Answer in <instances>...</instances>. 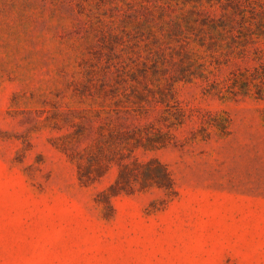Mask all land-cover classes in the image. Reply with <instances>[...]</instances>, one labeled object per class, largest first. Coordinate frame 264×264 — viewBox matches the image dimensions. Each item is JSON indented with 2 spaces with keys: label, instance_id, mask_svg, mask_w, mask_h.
Returning a JSON list of instances; mask_svg holds the SVG:
<instances>
[{
  "label": "rangeland",
  "instance_id": "rangeland-1",
  "mask_svg": "<svg viewBox=\"0 0 264 264\" xmlns=\"http://www.w3.org/2000/svg\"><path fill=\"white\" fill-rule=\"evenodd\" d=\"M193 6L264 17V0H0V264H264V100L169 92L168 30ZM138 95L146 113L121 122L171 126L170 146L138 157L164 163L177 195H120L105 217L116 168L82 186L62 146Z\"/></svg>",
  "mask_w": 264,
  "mask_h": 264
},
{
  "label": "trees",
  "instance_id": "trees-1",
  "mask_svg": "<svg viewBox=\"0 0 264 264\" xmlns=\"http://www.w3.org/2000/svg\"><path fill=\"white\" fill-rule=\"evenodd\" d=\"M261 15L247 16L242 11L227 8L215 14L202 6H193L181 18L172 20L168 38L178 39V46L174 47L178 52L173 62L175 70L167 80L169 92L173 91L175 83L200 81L203 91L209 95L252 96L264 100V17ZM158 50L160 53L156 58L160 59L163 54L161 56L160 47ZM223 67H230V70L220 78ZM153 68L152 75H158V64ZM142 75L146 78L145 72ZM162 79L156 80L158 91L164 87ZM106 96L114 99L116 92L112 90ZM144 97L138 95L132 109L115 106V109L106 110L103 116L98 113L94 128L74 124L77 130L73 140L62 146V150L68 152L67 157L76 164L77 179L82 186L98 182L112 167L116 168L114 182L97 194L96 202L102 205L105 217L113 213L112 198L120 195L156 188L164 194L160 205L167 204L177 195L175 182L164 163L156 157L145 161L138 157L170 146L174 139L171 126L165 124L162 127L153 122L143 126L125 125L121 122V113H146L140 104L147 101ZM117 102L115 100L114 104ZM180 113L178 110V115L182 116ZM213 123L207 122L222 132L227 129L226 119L213 120ZM84 141H87L85 147L78 149Z\"/></svg>",
  "mask_w": 264,
  "mask_h": 264
}]
</instances>
